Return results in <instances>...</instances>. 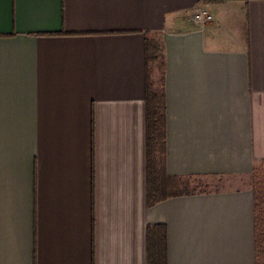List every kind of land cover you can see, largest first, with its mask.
<instances>
[{
  "label": "crops",
  "instance_id": "crops-1",
  "mask_svg": "<svg viewBox=\"0 0 264 264\" xmlns=\"http://www.w3.org/2000/svg\"><path fill=\"white\" fill-rule=\"evenodd\" d=\"M262 165L264 0H0V264H258Z\"/></svg>",
  "mask_w": 264,
  "mask_h": 264
},
{
  "label": "trees",
  "instance_id": "trees-1",
  "mask_svg": "<svg viewBox=\"0 0 264 264\" xmlns=\"http://www.w3.org/2000/svg\"><path fill=\"white\" fill-rule=\"evenodd\" d=\"M147 56L149 61H156L158 58V47L153 44H148ZM148 105V143L150 156V185L153 188L155 184L153 176V168L155 162L153 160L156 153L163 152L165 148V103L164 95L158 91H148L147 95ZM264 166V165H263ZM262 167V166H261ZM258 168L255 179V190L258 196L257 205V258L259 264V247L262 242V235L264 233V208H263V192L264 184L261 180L262 168ZM153 196V195H152ZM152 240V239H151ZM166 232L160 229L155 235L154 242L150 244V262L151 264H166Z\"/></svg>",
  "mask_w": 264,
  "mask_h": 264
},
{
  "label": "rangeland",
  "instance_id": "rangeland-1",
  "mask_svg": "<svg viewBox=\"0 0 264 264\" xmlns=\"http://www.w3.org/2000/svg\"><path fill=\"white\" fill-rule=\"evenodd\" d=\"M263 170L261 171V180L263 181L264 183V166L262 165L261 167ZM198 183H194L193 187H199L197 186ZM202 187H206V188H210V189H213V188H218V187H223L225 188L227 185H228V182L227 181H222V183H219L218 181H211V182H206L205 183H200ZM262 187H264V184L262 185ZM197 189V188H196ZM200 189V188H199ZM262 201H263V208H264V192H263V197H262ZM262 242L260 244V247H259V264H264V233L262 235Z\"/></svg>",
  "mask_w": 264,
  "mask_h": 264
},
{
  "label": "built area",
  "instance_id": "built-area-1",
  "mask_svg": "<svg viewBox=\"0 0 264 264\" xmlns=\"http://www.w3.org/2000/svg\"><path fill=\"white\" fill-rule=\"evenodd\" d=\"M193 20L196 23H209L213 20V17L208 11L198 9L193 13Z\"/></svg>",
  "mask_w": 264,
  "mask_h": 264
}]
</instances>
